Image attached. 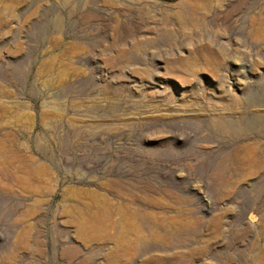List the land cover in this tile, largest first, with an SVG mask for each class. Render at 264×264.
I'll return each mask as SVG.
<instances>
[{"label":"rangeland","instance_id":"374dc122","mask_svg":"<svg viewBox=\"0 0 264 264\" xmlns=\"http://www.w3.org/2000/svg\"><path fill=\"white\" fill-rule=\"evenodd\" d=\"M0 264H264V0H0Z\"/></svg>","mask_w":264,"mask_h":264},{"label":"bare ground","instance_id":"6f19581e","mask_svg":"<svg viewBox=\"0 0 264 264\" xmlns=\"http://www.w3.org/2000/svg\"><path fill=\"white\" fill-rule=\"evenodd\" d=\"M223 128H225V126H223ZM257 154V153H256ZM253 156H254V154H253ZM252 156V157H253ZM259 156V155H258ZM252 160V159H251ZM260 160V159H259ZM258 160V161H259ZM257 162V161H256ZM249 163H250V161H249ZM251 163H252V161H251ZM258 163V162H257ZM246 165V164H245ZM254 165H255V163H254ZM141 232L139 233V237L141 238V239H143V238H145V231H143V230H140ZM130 234V233H129ZM132 242V241H131ZM131 244V243H130ZM133 244V243H132ZM129 245V244H128ZM129 247V246H128Z\"/></svg>","mask_w":264,"mask_h":264}]
</instances>
